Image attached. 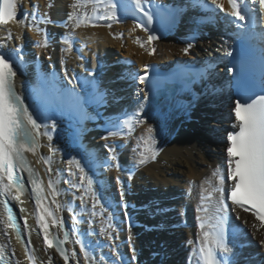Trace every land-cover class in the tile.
<instances>
[{
	"label": "bare ground",
	"instance_id": "bare-ground-1",
	"mask_svg": "<svg viewBox=\"0 0 264 264\" xmlns=\"http://www.w3.org/2000/svg\"><path fill=\"white\" fill-rule=\"evenodd\" d=\"M77 2L78 0H16V19L8 24H0V44L6 46L4 50H15L18 47L23 49L22 57L26 62L14 78L18 93H30L35 86L47 90L49 85L38 80L39 73L53 74L58 81L63 82L64 87L71 81V85L77 90L86 87L88 91H91V85H82V82L95 79L100 89L104 90V87H107L106 80L101 68L97 65L99 61H105L110 56L108 51L113 48L123 50L125 55L137 64L139 72H142L144 67L152 61H161L163 57L172 59L173 54H180L186 47V44L179 39L178 33L173 37L149 44L148 38L144 37L131 21L119 17L104 20L102 25L97 27L74 28V22L68 19L70 13L94 15L90 3L73 9L72 5ZM225 6L230 8L227 3ZM23 13H28L29 16L25 19ZM33 13H35L36 21L31 19ZM20 19H25V23L18 24L17 20ZM41 20L50 22L41 23ZM62 20L67 21V27L62 25ZM34 28H39L40 31L37 32ZM9 33L11 39H8ZM45 33L48 37L46 46L43 43ZM4 35L7 37L2 40L1 37ZM18 36H22L23 39H17ZM65 37H68L70 42L76 41V45L71 50H68L69 45L63 42ZM203 45L202 38L198 46ZM91 69H95L93 75H90ZM59 73L63 75L61 80L58 79ZM76 76L80 78L79 83L74 81ZM141 97H143L142 94L138 103L129 104L131 108L125 110L115 102L111 94L106 100V105L94 108L93 113L89 112L91 118L85 120L83 125L77 124L75 120L66 116H57L58 123L56 131L52 132V139L40 136L35 152L24 153L29 167L34 170L36 178L41 182L44 195L42 204L52 213V216L44 217V223L48 225L49 238L55 236L59 240H65V233L68 234V239L61 245L67 253V260L56 251L55 246L47 248L44 244L43 232L36 221L35 198L31 192V185L27 182L28 172L23 171L25 191L18 193L13 188L11 195L16 196L17 199L8 198L21 220V229L18 232L10 226L5 228L3 224H0V246L7 252L11 264H112V262L121 264L115 250L116 246L119 253L127 258L130 259L133 255L128 243L130 233L128 221L124 220L125 211L131 216L132 244L136 249L137 259L132 261V264H163V255H167L166 253L162 257H152L151 254L153 251H163V247L166 246L169 248L178 246L180 242L175 237L185 240L186 244L192 241L188 245L192 252L188 250L187 254L192 255L191 264H196L194 250L199 247L200 228L194 225L186 230L180 229L172 235L174 239L168 244L169 232L165 234L156 233L155 230L153 233L148 231L149 227H155L159 223V220L154 218V210L144 208L142 212L135 211V206H145L154 199L161 200L180 195V202L177 203L180 213L183 214V210L187 209L190 213L194 211L190 219L197 216L201 194L208 187L205 181L211 180L213 185L217 183L212 173L218 166H222L224 175H227L225 141L221 136L225 132L229 115L223 105L218 106L221 99L210 101L215 97L204 95L202 110L194 112L191 115L192 119L186 122L184 120L189 117H185L184 114L190 108L183 110L179 106L170 104L155 109ZM33 103V98L29 96L26 104ZM209 103L216 104L217 107L211 108ZM33 110L30 108V111ZM129 111L133 113V116L139 114V118L144 123H136L133 120L132 131L129 132L123 124L128 117L120 123L124 127L122 135L111 136L109 131L104 130V126L111 122H108L109 116L115 114L117 118L114 122H116L120 120L121 113ZM201 113L205 115L199 117ZM46 123L49 125L48 130L51 131L53 121L49 119ZM150 125L154 129V135L161 127L164 128V132L157 137L154 146L157 149L155 159L151 158L150 151L145 152L148 159L145 164L140 165L138 161L141 157L138 153L143 148L140 138L146 135V129ZM41 131L43 132L44 129L42 128ZM81 131L82 135H79L78 139L77 136ZM221 131V134L217 133ZM81 141L84 148L89 150L93 157L98 158L92 159L89 175H92L95 181L92 191H95L98 197L103 196L109 205V209L104 210L103 213H101L102 205L100 204L93 209L91 193L85 195L83 189L78 190L73 187V183L80 184V172L75 164L69 165L67 161L70 159L81 161V157L86 155L81 149ZM138 143L141 147L137 146ZM109 145L118 146L114 153L109 151ZM112 155L116 156L115 160L110 159ZM42 157L49 158L50 163L45 164ZM105 160L111 167L100 166ZM117 163L123 169L122 171L117 169ZM129 165L134 167L128 168ZM131 169H137V171L129 180ZM117 177L123 184L116 182ZM49 179L54 182L59 181L54 184L55 190L59 192L55 197H53V190L48 188ZM229 184L230 182L227 181L225 187ZM101 185H103L102 188ZM122 189L125 192L123 202L121 201ZM82 196H84L83 201ZM218 198L219 194H214L213 201ZM123 203L127 204L126 209ZM57 204L62 205L63 210L58 209ZM21 208L24 209L22 213ZM93 211L97 213L95 216L92 215ZM109 211L116 214L115 221L108 220ZM229 214L233 223L249 234L250 237L246 243L264 255V224L253 214L233 206L230 207ZM74 215L78 223H74ZM162 216L166 215L162 214ZM53 218L56 221L55 224ZM187 218L186 215L181 220ZM0 219L7 220L3 204H0ZM140 219L142 223L138 222ZM25 220L29 228L27 232L24 231ZM121 221L124 222L121 223ZM136 221L139 223L137 226L133 225ZM61 222H63V228H61ZM109 223L118 224L120 230L113 231L108 227ZM5 232L7 235H4ZM89 232L92 234L87 235ZM109 234L115 239L110 240ZM78 239L94 249V254L90 252L87 260L80 251L81 245L76 243ZM161 242H163L162 247H160ZM108 245L113 247L110 248ZM29 252L34 254L31 260L28 258Z\"/></svg>",
	"mask_w": 264,
	"mask_h": 264
},
{
	"label": "snow or ice",
	"instance_id": "snow-or-ice-1",
	"mask_svg": "<svg viewBox=\"0 0 264 264\" xmlns=\"http://www.w3.org/2000/svg\"><path fill=\"white\" fill-rule=\"evenodd\" d=\"M87 3H90L93 8L94 15L88 16L86 14L79 15L70 13L68 19L73 21L74 28H80L81 26H100L96 23L99 20H112L117 17L118 10L124 11L127 6L123 4L114 3L113 0H78L77 3L72 5L73 9L78 7H84ZM231 11L227 13L228 16L233 17V20L226 21L229 24H235L236 31L233 32V36L236 41H239L235 49V56L233 57V51L225 52L228 56L233 57L234 62L232 66L228 68L230 74L235 73L233 80L229 81V84L235 85L238 88V95L235 98V106L232 109L236 123L233 128H238V131H234L228 134V146L227 152V175H224L222 166H218L212 173V176L216 178L217 183L212 184L211 180H206L205 184L208 185L201 194V204L198 206V211L203 213L198 217L199 228L201 229V238L199 240L198 261L197 264H241L242 259L245 258L242 252H237L231 244V241L226 238L225 225L228 222V216L226 213L229 211L227 200H231L233 206H238L245 211L249 209L247 206L256 209L253 212L255 218L264 224V32L257 30V19L255 13L252 11V6L249 5L248 0H228ZM131 4L135 6V10L140 11L146 17L145 29L151 27L154 20L157 23L166 22L174 23L176 13L181 11H187V3L183 8L175 7L170 8L167 5H150V8H146L143 0H131ZM260 11L264 13V0H259ZM192 8H200L207 12H212L213 15L210 19H217L215 15V9L223 12L224 7L219 0H211L209 5L203 3V0H191ZM155 9V11H152ZM163 13L161 17L159 14ZM25 19L29 16L28 13H23ZM17 17V4L16 0H0V24H8L10 21ZM25 19L17 20L18 24H24ZM31 19L36 21L35 13L31 14ZM205 18H200L203 22ZM41 23H48L50 21L41 20ZM110 27L111 25H107ZM65 27L67 24L65 23ZM141 27V25H136ZM39 32V28H34ZM8 39H11L9 33ZM17 39H23L22 36H18ZM157 39L155 35L149 34L147 43H151ZM47 34L45 33L44 46L47 45ZM257 42L260 47L259 69H260V89L259 92L254 90V85L250 82V74L253 67V60L247 50V45H251L252 42ZM64 43L69 45V49L72 48V43L68 37L63 40ZM139 42V41H137ZM227 44V41H225ZM4 44H0V204H4V208L7 211V220L0 219V224H3L5 228L12 227L13 229H19V224L16 218L13 216L12 210L5 203V200L11 198L17 199L16 196H12V189L15 188L18 193L25 191V181L19 175L23 171L28 172V183L31 185V192L35 198L36 204V221L41 231L43 232L44 244L47 248L55 246L56 251L61 254L67 260V253L61 247V245L68 239L67 232L65 233V240H59L57 237L52 236L48 232V225L44 223L45 216H52L51 211L44 207L42 201L44 200L43 189L41 182L36 178V173L29 167L28 161L25 159V152H35L38 146V139L40 136H46L49 140L52 139V132L56 131L57 116L67 117L75 120L77 124L83 125L85 120L90 119L91 116L88 112V108L92 105L106 104L107 90H101L99 83L95 79L91 81H84L83 83L91 85V91L81 88L77 90L75 87L68 88L63 86L62 81H58L53 74L39 73L38 80L44 84L49 85L47 90L42 89L39 86L32 88L30 93L21 92L18 93L15 88L14 78L17 76L20 67L26 62L22 57V48H16L15 50H4ZM143 47V43H141ZM185 54L188 53V48L183 50ZM100 67L99 63L97 65ZM201 78L205 76V73L199 74ZM139 83L145 84L146 76H139ZM71 83V81H69ZM140 91H144L143 88ZM31 96L34 100L33 104H26V100ZM255 96V99H251ZM251 99V102L249 100ZM30 108L34 109L30 111ZM53 121L51 125V131H49V125L47 120ZM136 123H144L139 118V114L130 116L123 122L124 126L132 131V121ZM44 129L42 132L41 129ZM164 128L161 127L154 133L153 127L150 125L146 129V135L141 136L143 148L138 153L141 157L138 164L143 165L146 163L148 157L145 152H151V158L155 159L157 149L154 147L157 137L162 135ZM111 136L122 135V130L119 125L113 124L112 129L109 130ZM82 135V131L78 134ZM106 138V137H102ZM81 149L85 152V156L81 157V161L70 159L67 161L69 165L75 164L80 172V184L73 182V187L78 190L83 189L85 195L91 193L93 200V209L97 204L102 205L101 213L104 210L109 209V205L104 200L103 196L98 197L95 191H92V185L95 182L92 175H89L90 164L92 159H98L93 157L91 152L84 148L81 141ZM138 147L141 145L138 143ZM118 146L109 145V151L115 152ZM45 164H49V158H43ZM110 159L115 160L116 156L112 155ZM83 162V166H82ZM100 166L111 167L105 160ZM118 170L122 171L119 163L116 164ZM88 169V171H86ZM49 171L51 169L49 168ZM132 179L129 174V180ZM7 181V183H5ZM227 181H232L230 187H225ZM59 181H52L49 179L48 188L53 190V197L59 194L54 188V184ZM116 182L123 184V182L117 177ZM103 185H101V188ZM218 193L219 198L215 199L214 205H210L209 202L213 201L214 194ZM125 195L124 190H121V201ZM84 196L81 197L83 201ZM125 209L127 204L123 203ZM57 208L63 210V206L57 204ZM83 210V204L81 205ZM69 207V211H71ZM21 213L24 211L20 209ZM97 213L92 212L95 216ZM109 221L116 220V214L109 211ZM124 220L128 221L129 227V247L131 248L133 255L129 259L125 255L119 253L118 246L115 247L117 255L121 261V264H132V261L137 259L136 249L132 244L131 228L132 220L131 216L125 211ZM74 223H78L77 217L73 216ZM124 221H121L123 223ZM53 223L56 221L53 218ZM108 227L113 231H119V225L109 223ZM61 228H63V222H61ZM24 231H29L27 221L24 222ZM75 231V229H73ZM89 232L87 235H91ZM7 235V232L4 233ZM109 239H115L109 234ZM76 243L81 245L80 251L84 254L85 259L89 258V253L94 254V249L85 244L82 240H77ZM192 243V241H189ZM98 247L100 245H97ZM108 247H113L108 245ZM196 251V250H194ZM3 249L0 248V259H2ZM75 255V253H73ZM28 258L31 260L34 258L32 252L28 253ZM107 259V257H104ZM115 264V262H112Z\"/></svg>",
	"mask_w": 264,
	"mask_h": 264
},
{
	"label": "rangeland",
	"instance_id": "rangeland-1",
	"mask_svg": "<svg viewBox=\"0 0 264 264\" xmlns=\"http://www.w3.org/2000/svg\"><path fill=\"white\" fill-rule=\"evenodd\" d=\"M3 31H4V33H6V31L3 29ZM6 37H7V35H4V36H2L1 37V39L3 40V38H4V40L6 39ZM210 119H212L211 117H209ZM176 236V235H175ZM185 241V240H184ZM180 242V241H179Z\"/></svg>",
	"mask_w": 264,
	"mask_h": 264
},
{
	"label": "water",
	"instance_id": "water-1",
	"mask_svg": "<svg viewBox=\"0 0 264 264\" xmlns=\"http://www.w3.org/2000/svg\"><path fill=\"white\" fill-rule=\"evenodd\" d=\"M16 216H17V214H16Z\"/></svg>",
	"mask_w": 264,
	"mask_h": 264
}]
</instances>
